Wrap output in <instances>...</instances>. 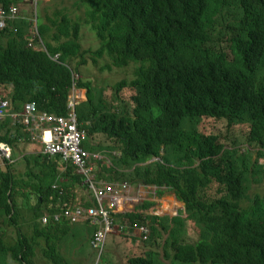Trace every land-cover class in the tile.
Masks as SVG:
<instances>
[{"label":"trees","instance_id":"1","mask_svg":"<svg viewBox=\"0 0 264 264\" xmlns=\"http://www.w3.org/2000/svg\"><path fill=\"white\" fill-rule=\"evenodd\" d=\"M19 1L0 0V6ZM79 2L85 4L86 22L99 39L95 50L81 49V23L59 9L56 18L47 14L38 19L37 32L11 27L18 24L15 21L0 28V99L10 100L8 111L16 112L32 100L39 110L67 113L70 89L76 87L72 71L86 62V52L108 54L116 67L133 63L131 76L112 88L111 102L104 89L96 94L89 89L88 99L78 102V119L87 135L82 144L89 148L95 140L102 150L90 151H106L107 146L112 153L120 150L109 165L98 162L107 170L97 171L99 177L171 187L185 205L166 214L177 217L164 222L150 204L128 210L127 224L149 223V235L128 234L129 226L126 231L114 228L109 247L116 249L114 236L121 235L123 247L144 240L161 247L171 244V253L163 249L160 254L165 263L264 264V194L253 191L250 205H242L249 173L264 177V162L259 161L264 156V0ZM46 48L51 54L60 52L59 61L52 60ZM74 79L78 86H89ZM125 88L134 91L130 102L121 96ZM205 117L226 119L229 127L253 121L243 140L201 131ZM22 125L13 115L0 117V142H7L15 157L12 163L0 159L7 165L0 169V264H47L36 260L41 238L46 257L53 256L54 264H68L58 243L63 232L51 222L42 226L40 208L73 212L69 206L60 208L70 192L85 201L96 195L81 184L82 175L71 162L43 154L39 141L31 140ZM244 141L257 148V156L239 153ZM156 156L161 160H149ZM30 197L37 200L31 207L26 203ZM20 219L34 232L25 233ZM4 224L16 226L12 240ZM178 226L185 227L189 241L178 233ZM166 227L171 230L165 237ZM96 229L86 235L90 246ZM75 238L83 242V236ZM152 261L156 259L144 255L128 259L130 264H155Z\"/></svg>","mask_w":264,"mask_h":264},{"label":"rangeland","instance_id":"2","mask_svg":"<svg viewBox=\"0 0 264 264\" xmlns=\"http://www.w3.org/2000/svg\"><path fill=\"white\" fill-rule=\"evenodd\" d=\"M20 15L23 16H31L30 18H27L28 21H32L35 19L33 17L35 14L34 12H37L39 14L47 13L50 17L56 18V10L57 9H63L61 13H66L67 17L72 18L73 21H77L81 23V31H80V37L78 39L81 49L87 50V49H93L95 50L98 45H100L99 39L96 36L94 30L92 29L91 25L86 22L87 19V13H86V6L85 4H82L79 2V0H40L37 5L33 6L29 4L28 2H22L20 5ZM41 12V13H40ZM58 17L60 19H63V15L59 14ZM40 20H44V17ZM86 62L78 67L77 74L79 75L78 78H81L83 82L89 83V88L92 89V92L96 94L98 90L101 88L104 89L105 97L111 99L112 98V88L114 87L115 83L119 81V79L123 77H130L133 73L134 64L131 63L130 65L124 66V67H116L113 65L110 55L105 54L102 57H96L93 55L92 52H86L84 55ZM76 88V87H75ZM88 87H79L77 90L79 101L86 99V93L89 90ZM74 89V88H72ZM134 93V91L130 88H125L121 92V96L124 100L130 102L131 96ZM4 92L0 95H3ZM253 121V120H251ZM251 121L249 119H245L244 121L238 122L237 125L230 126L228 125V122L226 119H215L211 117H205L203 118L200 129L204 132H219L223 135H237L239 138L245 140L246 134L249 130V124H251ZM94 144L93 150H102L100 148V144H98L97 141H92ZM245 142V141H244ZM247 144V142L243 143L242 145ZM239 144L238 146H240ZM92 147V146H91ZM106 151H102L105 156H103L105 159L109 161L111 158V152L112 148L107 146L105 147ZM239 152H244L250 154L252 153L254 156L258 155V150L253 145L247 146V148H239ZM14 156H11L7 160H14ZM6 158H1V160H4ZM261 163L264 162V156L260 158L259 160ZM107 166V165H106ZM105 171H107L104 168ZM20 173V172H19ZM256 174V175H254ZM249 179V187L246 189V194L250 195L253 191H256L257 193L264 194V177L261 176L259 173L251 171L248 175ZM115 183L116 180H114ZM127 182L122 183L123 185H126ZM161 202L155 206V209H163L166 208L165 211H171V208L174 205L184 206V202H181L179 200H176L174 192L170 190L169 188L164 189V195H158ZM172 196V199L170 200ZM36 199L34 197H30L29 200L26 201V203L33 204ZM251 197L244 201V206L250 205ZM170 206V209L168 207ZM41 211L43 208H40ZM6 226V224H4ZM25 226V225H24ZM94 228L93 225H81L76 224V230H79L77 234H80L83 236V242L79 244L81 248H83L88 253L89 258V264H95V261L97 260L98 254L95 253V251L91 248L90 241L88 237L86 236L92 229ZM178 233L185 236L186 239L189 241L188 236H186V233H184L185 227L184 226H178ZM118 229V228H116ZM26 231H29L30 229L28 227L25 228ZM16 234L11 235V240L13 237H15ZM163 236V235H162ZM112 235L108 236L107 240V250H105L104 254H102V257L100 259V264H112V256L109 252V246L112 239ZM166 237V235H165ZM114 238L117 240V242L126 243V240L121 235H116ZM172 239V238H171ZM139 242V241H138ZM44 241L41 240L40 244L37 246V249H35L37 260L42 262V260L48 261L47 257L45 256V253L42 252V246ZM131 242L127 243L126 248L128 253V259L129 258H135L139 256H148L153 257L156 259V261H152L155 264H184L181 263L179 260L174 259V263H165L160 259V254L162 251L166 250L170 253L173 251L172 245H162L160 247L156 244L155 241L150 240H144L143 242L137 243V246L135 247H129ZM64 248V245L61 246L60 251L62 252ZM164 249V250H163ZM142 253V254H141ZM41 257H43L41 259ZM70 260H72L69 257ZM126 264H130L128 262ZM78 260V263L79 264ZM70 264H74L71 262Z\"/></svg>","mask_w":264,"mask_h":264},{"label":"bare ground","instance_id":"3","mask_svg":"<svg viewBox=\"0 0 264 264\" xmlns=\"http://www.w3.org/2000/svg\"><path fill=\"white\" fill-rule=\"evenodd\" d=\"M24 1H28L29 4L35 6V5H37V3L40 0H20L18 3L11 4L9 7H4V6L1 5L0 6V19H3V20H9V19L22 20L23 19V20H25L26 22H28L29 24H31V25H33L35 27L38 24V19H41V18L45 17V15H47V13L39 14L37 12H34L33 14H35V15L33 17H35V19H33L32 21H28L27 20V18H30L31 16H29V17L28 16L17 17L16 14H12L11 13V8L12 7L15 6V7H17V9H19L20 8L19 5L22 2H24ZM1 9H5L7 12H3ZM59 11L62 12L64 10L63 9H59ZM58 14H60V13H58ZM11 27L20 28L21 26L18 23L16 25L11 26ZM0 28H5V27L0 26ZM22 28H23L22 31H24L25 28L24 27H22ZM29 45H33V43L30 42ZM42 45H43V43H42ZM45 50L47 51V53L51 57V59L54 58L55 59L54 61H59V53L60 52H55L54 54H51L48 51V48H46ZM64 65L68 66L67 64H64ZM72 85H76V88L70 89V91L73 94H72V96H68L67 103L69 101H74V102H76V106H77L78 102H80L79 101V97H78V92L80 90L79 87H85V86H78V81H76L74 78H72ZM86 87L89 88V86H86ZM77 88L79 90H77ZM101 89H103V88H101ZM87 99H88V92L86 93V99L85 100H87ZM111 99H113V98H111ZM6 100L7 99H0V117L7 116V115H13L16 118L17 117L16 113L13 114V112L11 113V112L8 111L9 104L6 105V103H5ZM110 100H109V98H106L107 103L112 101V100L111 101ZM113 103L115 104L116 101L113 100ZM26 104H28V102H26ZM76 106H75V108L69 107L68 105L66 106L67 107V113L66 114H71L73 112L76 113V118L72 119L71 121H65L63 115H58V114H55V113H51V112L46 111V110H44L43 113H39L38 115L22 117L21 120H22L23 124H29L30 126H34L36 124L44 125L45 128L47 130H49V131H52V130H55V129H59L61 127L68 128L70 126V124H74L76 126L75 133H76V136H77L78 140L73 142V143H69V145H71L72 147L75 146L79 151H81L80 147H79V144H82V140L84 141V139L87 138V135H86V131H85L84 126L80 124V121L78 119ZM48 118L51 119V121L46 123V120ZM26 133L27 134L29 133V136H30L31 140H32L31 137H35L32 134L31 128H29L26 131ZM91 143H93V142L91 141ZM57 144H60V143H57ZM61 145L66 147L67 143H65V142L61 143ZM247 146H249V145L248 144H244V145H240L239 148H242V147L247 148ZM41 152L43 154H46L47 156L51 157V153L46 147L42 146ZM119 152H120V150H116L115 153L111 152V157H114L115 155L119 154ZM82 153H85L87 155V160H88V162L86 163L85 167H83V168H78V166L75 164V162H73L74 155H75L74 151H69V150H65L64 149L63 152L61 153V156L66 157L69 160V162H71L73 164V166L76 168V171L80 172V174L82 175L81 184L93 186V187L96 188V191L93 192L92 195L95 194L96 196L97 195L110 196L109 192L106 191L105 188H106V186L108 184H110L111 181L106 180L104 177H99V176L95 175L93 172L89 171L90 168L95 169L96 171H100V172L101 171H105L104 168L99 167L96 164V162H102L105 165H109L110 162L103 157L105 155L101 151H90V150H87L86 152H82ZM239 153L242 156L245 155L244 152H242V153L239 152ZM8 154L10 155V157L13 156L12 147L8 143L0 142V158H6L5 156L8 155ZM149 160H161V159H160L159 156H156V157L150 158ZM13 161L14 160H11L10 162H13ZM4 165H6V164L0 163V168H3ZM124 181H127V180H124ZM140 183H145V182H140ZM101 184L105 188H101L100 187ZM148 185H152V184H148ZM170 190H172V192H174L176 200L184 202V201L180 200L177 197L176 192H175V190L173 188H170ZM157 192H158L159 195L164 194V191H162V190H158ZM116 195H118V194H116ZM250 197L252 198L253 196L251 194L250 195L246 194V196L242 200V205L243 206H244V201L247 200ZM35 204H36V202L33 203V204H29L28 203V206L31 207V206H33ZM116 205H117L116 201H112V198H111L110 202H107L105 204H101V205L96 206V207L90 206V205H81L80 207H77L75 205L70 206L68 204H64V205L60 206L61 209L66 207V206H69V208L72 209L73 212H70L69 210H66L65 212H61V211H58V212H56V211H48V213L47 212H41V215H39V220H40L42 226L45 225V224H48L50 222L53 223L54 225H56V224L62 223L63 221L69 222L71 224H77L78 223V224H81V225H88V224L94 225V224H96L97 225L96 226L97 229L95 230V232L93 234V238L99 236L100 239L93 240V238H92L91 246L97 251V254H98V257H97V260L95 261V264H100L99 262H100L102 253L105 252V250H107L105 248V243H106V238H107V236H109L110 232L114 228L115 229L116 228L123 229L124 231L127 230L128 225H127V221H125L124 215H125L126 212H128V210H126V208L124 209L123 206H120V208H121V210L119 212L120 214H115V215L110 214L109 215L110 218L108 220L104 216L96 217V216L93 215V213L96 212L98 209H112ZM184 205H185V202H184ZM49 207H51V206H49ZM56 207L58 208L59 206H56ZM56 207H52V208L56 209ZM174 213H177V211H174ZM157 214L161 215L162 213L159 211V213H157ZM168 214H172V212L168 213ZM163 215H166V214H163ZM52 221H54V222H52ZM19 223L26 226V224L21 219L19 220ZM29 229H30L29 231L25 232L28 235H30L32 233V231L34 232V230H33L34 227L29 228ZM64 238H65V234L62 233L61 238H60V240L58 242L59 246L64 245L63 242H62V239H64ZM64 249H65V245H64L63 250ZM47 259H48V261H47L48 263L47 264H50V263L54 264L53 259L48 258V257H47ZM194 264H199V263L194 262Z\"/></svg>","mask_w":264,"mask_h":264},{"label":"crops","instance_id":"4","mask_svg":"<svg viewBox=\"0 0 264 264\" xmlns=\"http://www.w3.org/2000/svg\"><path fill=\"white\" fill-rule=\"evenodd\" d=\"M16 22L19 23L18 21ZM19 24H21L24 28H27V29L29 28V30L32 27V25L29 24L28 22L19 23ZM30 31L35 32V29L30 30ZM15 113L16 112H13V114ZM31 138L32 140L34 139L38 141L36 137H31ZM92 147H94V145ZM30 152H34V151L26 150L24 153L29 154ZM19 156H21V154ZM19 166L21 167V170L24 168L23 163H21ZM116 182L118 183H115L114 189H116L118 186H122L123 193H124L123 198L121 197V194H118V195L114 194L113 190L112 191L106 190V191L109 192V195L112 198V201H116L117 204L120 203V206H123V208L124 209L126 208V210H133L136 207L138 208L144 207L146 204L148 205L150 204L149 205L151 207L150 209H155V206H157L161 202L157 191L158 190L164 191L165 189V186H162L161 188H156V186L148 185V183H140V182L131 183L129 181H126L127 182L126 185H123L121 182L117 180ZM100 187L105 188L102 184ZM171 199H172V196L170 200ZM80 202L83 203L85 202V200H83V198L76 196L74 192H70V195L68 197V202H65V203H71L70 205H74ZM52 205L53 204L51 203L50 206ZM179 208H180L179 205H174L171 208V211H165L166 208H163L160 210L161 211L164 210L165 213H169V212L174 213V211H179L180 210ZM168 209H170V206L168 207ZM155 213H159V210L155 209ZM161 215L165 216L163 214ZM173 216H175V214L170 217H173ZM56 227H58L57 229L58 231L63 232L65 234V238L62 239V242L65 245V250L63 251L65 255H62V256H66L67 261L69 262L68 264H70L71 262H73L74 264H77L78 260H80L79 264H89L86 251L83 248H81V246L79 245L80 242L76 241L75 236L76 235L80 236V234H77L79 230L75 229V224H71L69 222L63 221L60 224H56ZM15 228H16L15 225H11V224L6 225V229L8 230L10 235L13 231H15ZM127 233L131 235L140 234V229L137 227H134L133 229L129 228ZM133 243H136V242H133ZM121 245H122L121 242H116V249L109 247V252L112 256V264H126V260L128 258L129 252L125 251V248L121 247ZM69 257L72 260H70Z\"/></svg>","mask_w":264,"mask_h":264},{"label":"built area","instance_id":"5","mask_svg":"<svg viewBox=\"0 0 264 264\" xmlns=\"http://www.w3.org/2000/svg\"><path fill=\"white\" fill-rule=\"evenodd\" d=\"M1 10L3 12H7L5 9H1ZM11 13L18 15L17 7H15V6L12 7ZM4 24H5V21L3 19H1L0 25L3 26ZM70 96H72V95H70ZM68 106L75 108L76 102L69 101ZM63 116H64L65 121H71L72 119L76 118V113L73 112L71 114H65ZM50 121H51V119H49V118L46 120L47 123ZM75 129H76V126L74 124H70V126L68 128L61 127L59 129H55L52 131L45 129L44 132H49V137H45V136L43 137L42 136L41 140L45 144V147L50 151L51 154H55V153L61 154L64 149L69 150V151H74L75 155H74L73 162H75V164L78 166V168H83V167H85L88 160H87V155L85 153H82V152H86L87 150L83 147L82 144H79L80 150L82 152L79 151L75 146L72 147L71 145H69V143H73V142L78 140L76 133H75ZM64 142L67 143L66 147L61 145V143H64ZM57 143H60V144H57ZM5 157H6V159H9L10 155L8 154ZM61 157L63 160L69 161L66 157H64V156H61ZM89 171L94 173V169H92V168H90ZM90 187L93 189V192L96 191L95 187H93V186H90ZM106 190H108V191L113 190L114 194H120L119 189H117V188L114 189L113 184H108L106 186ZM95 198H96V200H98L99 205L105 204V203L111 201V197L107 196V195H97V196H95ZM118 204L112 209H98L96 212L93 213V215L96 217L104 216L108 220L110 218L109 217L110 210H115L117 208ZM98 239H100L99 236L95 237L93 240H98Z\"/></svg>","mask_w":264,"mask_h":264},{"label":"clouds","instance_id":"6","mask_svg":"<svg viewBox=\"0 0 264 264\" xmlns=\"http://www.w3.org/2000/svg\"><path fill=\"white\" fill-rule=\"evenodd\" d=\"M36 7V6H35ZM20 16H23V15H20V8L18 9V15H17V17H20ZM1 20V19H0ZM5 21V24L3 25V27H7L8 26V23L9 22H16V21H18V19H9V20H4ZM21 25V24H20ZM1 26V25H0ZM22 26V25H21ZM29 29V28H28ZM33 29H35V32H37L38 30H37V28L36 27H34V26H32L31 28H30V30H33ZM227 40V39H226ZM225 49H228V42H227V44H226V48ZM77 70H74V71H72V78H78L79 77V75L77 74ZM2 91L3 90H1L0 89V94L2 93ZM4 92V91H3ZM73 93L70 91V93H69V96L70 95H72ZM1 96V95H0ZM27 102H28V104H25V105H23V106H21V107H18L17 108V110H16V114H17V117L18 118H22V117H26V116H32V115H38L39 113H43V111L42 110H39V108H38V105L36 104V103H34L32 100H26ZM9 102H10V100H6V105L7 104H9ZM67 105H68V103H67ZM52 113V112H51ZM66 114V113H65ZM65 114H63V115H65ZM13 123L15 124V121H13ZM47 123V122H46ZM22 127H23V130L26 132L29 128H31V130H32V134L38 139V141H39V144L41 145V146H43V147H45V144L42 142V140H41V137L43 136H45V137H49V132H44V130L46 129L45 128V126L44 125H41V124H36V125H34V126H30L29 124H24V125H22ZM3 143H7V142H3ZM83 145V147L86 149V150H90V149H92L93 147H89V148H86L85 146H84V143L82 144ZM55 157H58L59 159H61V161L62 162H64V163H70L69 161H66V160H63L62 159V157H61V154L60 153H55V154H51V157H50V159H53V158H55ZM109 162H110V159H109ZM10 163H12V162H10ZM70 164H72V163H70ZM96 164H98V162H96ZM105 165V164H104ZM106 166V165H105ZM1 169V168H0ZM79 174H80V172L79 171H77ZM94 174L95 175H97L98 176V173H97V171L94 169ZM110 184H113V185H115V181H111L110 182ZM53 186L55 187V188H57V183H55V184H53ZM89 188H90V190L92 191V193H93V189L89 186V185H87ZM153 186H156V188H161L162 186H157V185H153ZM167 186H165V188H166ZM167 188H171V187H167ZM117 189H119V191H120V194H121V197L123 198V188H122V186H118L117 187ZM61 192V190H59V193ZM61 195H62V193H61ZM36 199V198H35ZM37 203V200H35L34 201V203ZM87 202V203H86ZM105 203V202H104ZM65 204H71V203H65ZM75 206H77V207H80L81 205H90V206H94V207H96V206H98L99 205V203H98V200H96V198H95V196H93V198H91V197H89L88 198V200L87 201H85V202H80V203H76V204H74ZM41 208H43L47 213H48V210L46 209V207L45 206H41ZM120 210H121V208H120V203L118 204V206H117V208L115 209V210H110V214H115V213H119L120 212ZM161 217H163V218H165L162 222H164V221H167V220H171L172 221V219L174 218V217H177V216H173V217H166V216H161ZM72 221V220H71ZM130 228H134V227H137V228H139L140 229V234H142V235H144V236H148L149 235V233H150V231H151V228H150V224L149 223H147V224H145V227H141V224H133V223H129V224H127ZM94 227H96L97 225L96 224H94L93 225ZM25 228H26V226H23V229H24V231L25 232H27L26 230H25ZM171 230V228H169V227H166L165 228V231L163 232V235H167L168 233H169V231ZM160 231V230H159ZM12 234H16L17 235V230H16V228H15V231H13L12 233H11V235ZM11 235L9 234L8 235V239H10L11 238ZM94 239V238H93ZM11 240V239H10ZM41 240H43L44 242H45V239L44 238H41L40 239V241ZM39 244H37L36 245V249H37V246H38ZM43 248H45V247H43L42 246V249ZM42 252H43V250H42ZM51 259H53V256L51 257ZM36 260H37V257H36ZM37 262H39V260H37ZM40 263V262H39ZM50 264H52V263H50Z\"/></svg>","mask_w":264,"mask_h":264},{"label":"flooded vegetation","instance_id":"7","mask_svg":"<svg viewBox=\"0 0 264 264\" xmlns=\"http://www.w3.org/2000/svg\"><path fill=\"white\" fill-rule=\"evenodd\" d=\"M162 214H168V213H165L164 210L161 211L160 209H158ZM170 213V212H169Z\"/></svg>","mask_w":264,"mask_h":264}]
</instances>
